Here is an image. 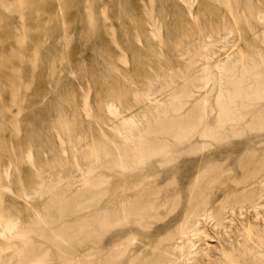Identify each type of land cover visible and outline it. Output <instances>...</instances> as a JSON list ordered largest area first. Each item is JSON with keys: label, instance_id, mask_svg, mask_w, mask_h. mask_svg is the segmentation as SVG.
<instances>
[{"label": "rangeland", "instance_id": "rangeland-1", "mask_svg": "<svg viewBox=\"0 0 264 264\" xmlns=\"http://www.w3.org/2000/svg\"><path fill=\"white\" fill-rule=\"evenodd\" d=\"M258 13L264 15V0H0V262L16 264L33 243L54 264H89L60 259L44 231L31 224L36 210L47 213L52 188L76 191L88 183L77 205L81 211L93 208L91 200L100 204L119 194L131 175L184 190L204 165L203 180L212 173H222L230 186L235 179H253L248 173L256 157L264 156V127L251 122V96L245 92L264 71V19ZM205 40L211 41L208 47L195 51ZM220 60L232 64L239 82L222 85L230 111L218 122ZM207 64L214 78L199 87L194 76ZM170 77L174 82L150 99L168 113L180 105L188 141L170 146V157L151 156L128 173L107 160L126 143L124 118L132 115L148 126L147 137L177 139L174 131L155 128L164 113H156L146 94ZM211 88L207 101H195ZM159 212L142 227L107 226L86 239V248L109 244V237L129 226L163 232L181 214L179 205ZM9 219L19 231L5 228ZM208 239L211 255L197 254L193 264H264V204L256 216L235 219L228 234Z\"/></svg>", "mask_w": 264, "mask_h": 264}, {"label": "bare ground", "instance_id": "bare-ground-1", "mask_svg": "<svg viewBox=\"0 0 264 264\" xmlns=\"http://www.w3.org/2000/svg\"><path fill=\"white\" fill-rule=\"evenodd\" d=\"M257 16L264 19L262 14L258 13ZM210 42L207 40L200 42L195 51L198 52L200 49L207 48ZM216 66L220 69V73L217 76L218 89L215 94V102L218 104L219 110L217 121L219 122L230 111L225 104L230 95L227 96L224 93L222 85L224 83H237L239 79L234 78L235 73L233 72L232 64L220 60ZM210 68L208 64L203 65L199 68L201 74L194 76L201 81L199 87L204 85L206 88L207 82L214 78ZM243 77L245 78V76ZM173 82V78L170 77L168 80L160 82L159 86L152 88L146 94L150 104L156 109V113H164L157 121L155 128H158L157 130L160 132L166 133L174 131L177 139L170 142L163 136L147 137L145 131L149 127L143 125L131 115L124 118L128 126L127 134L125 135L126 143H124L122 149L114 152V158H107L108 161L112 159L115 164H119L123 170L130 173L134 168L133 165L139 164L141 160L151 156H159L157 161L164 160L170 157V146L178 147V145L188 141V132L185 133L183 131L185 122L188 119L182 114L180 105L178 107L176 105L172 113H168L167 108H157V103L151 102L152 99H150L151 95ZM212 89L197 96L195 101L202 103L207 101ZM245 95L249 98L251 96V102H248V104L252 105L253 111L251 122L256 124V126L264 127V71L257 72L251 92H245ZM241 96L240 98H242ZM160 102L163 103L164 100ZM205 112L207 111L205 110ZM250 120L247 121L250 123ZM218 127L220 128L219 125ZM218 127L214 131V135L219 137L220 130H218ZM208 130V128L206 131L203 130V134L207 135L209 133ZM199 144L197 146H201ZM190 147L191 149L194 148L193 146ZM254 164L253 173H248L249 176H253L251 177L253 179H235L234 186L226 184V180L222 179V173H212L209 176L207 175L206 180H203V174L207 172L205 165L198 169L199 171L188 182L185 190L181 187L168 189L165 185L158 182L143 181L146 178L145 175L139 176L143 179L141 181L134 180L135 176L131 175L127 187L119 194L114 195L113 193L105 202L100 204L97 200H91L88 204L90 203L89 205H92L93 208L81 211L78 209H82V207L77 205L81 204L82 197L87 194L88 183L79 186L76 191L52 188L50 192L53 196L45 205L47 213L42 214L36 210L31 224L44 231L48 242L53 245L58 257L63 260L74 259L78 263L89 264H122L120 259L125 257L123 264H185L186 262L193 264L197 254L208 257L211 255L212 247L209 245L210 239L208 238L228 234L231 224L241 216L250 215L252 217L259 213L260 206L264 204V201H261L262 197H264V156H257ZM101 166L105 165L102 164ZM88 167L83 170L85 174L89 172ZM99 176L106 177L108 175L99 174ZM147 176H150V174ZM58 178L61 177L59 176ZM93 180L96 181V178ZM68 192L72 194L67 195ZM167 205H179L181 211L179 220L175 226L173 225V228L163 232L155 231V229L154 231L142 233L138 232L136 228L129 226L125 233L120 235L118 232L109 237V244H104L97 248H86V239H94L107 226H114L123 222L124 224L142 227L148 223L149 219L159 218V211ZM68 210H73V212L66 213L65 211ZM5 228L8 230L13 228L20 230L15 219L7 220ZM211 231L212 234L210 233ZM0 232L3 233L4 230L1 229ZM135 241L141 243L133 250L129 246ZM27 248H29V253L24 255L19 253L22 258L21 260L17 259L16 264H54L51 262L50 255L46 254L44 249L41 250L38 245L30 243ZM46 248L48 249V247ZM80 249L91 251L76 252L74 256L71 255L74 250ZM114 259L119 260L114 262ZM256 262L255 260L254 264ZM250 263L253 264V262ZM0 264L3 263L0 262Z\"/></svg>", "mask_w": 264, "mask_h": 264}]
</instances>
